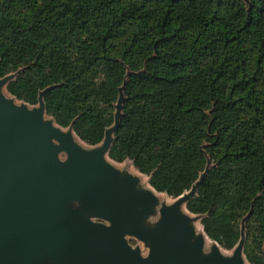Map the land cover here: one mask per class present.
<instances>
[{"label":"trees","instance_id":"trees-1","mask_svg":"<svg viewBox=\"0 0 264 264\" xmlns=\"http://www.w3.org/2000/svg\"><path fill=\"white\" fill-rule=\"evenodd\" d=\"M79 140L185 205L204 233L264 264V0H0V79Z\"/></svg>","mask_w":264,"mask_h":264},{"label":"water","instance_id":"water-1","mask_svg":"<svg viewBox=\"0 0 264 264\" xmlns=\"http://www.w3.org/2000/svg\"><path fill=\"white\" fill-rule=\"evenodd\" d=\"M14 77L0 79V264H246L245 222L251 211L241 221L238 244L224 255L202 226L197 230L185 208L209 162L191 189L171 204H159L157 194L163 193L148 179L149 187L144 185L142 174L112 164L108 152L125 83L113 126L100 144L89 146L72 125L64 129L45 118L46 91L31 108L7 97L3 90ZM128 237L143 243L146 255ZM207 239L212 244L206 251Z\"/></svg>","mask_w":264,"mask_h":264},{"label":"rangeland","instance_id":"rangeland-1","mask_svg":"<svg viewBox=\"0 0 264 264\" xmlns=\"http://www.w3.org/2000/svg\"><path fill=\"white\" fill-rule=\"evenodd\" d=\"M244 2H246L245 0H243ZM3 92H4V94L7 96V97H11L10 95H9V93L8 92H6V90H3ZM17 103H19V101H17ZM32 106L31 105H29V108H31ZM46 119H50V118H52V117H50L49 115H47L46 114V117H45ZM75 139L77 140V141H79L76 137H75ZM83 145V144H82ZM85 146V145H84ZM61 157V159H64V155H61L60 156ZM112 163V162H111ZM114 166H116L119 170H121V171H123V172H128V173H131V174H133V175H139L138 174V172L133 168V166H132V163L130 162V161H128V160H126L125 162H123V163H112ZM140 178H141V182L143 183V184H145L147 187H149L148 186V183H147V178L145 177V176H143V175H140ZM157 196L160 198V200H159V204H161V203H163V202H165L166 204H171L173 201H174V199H172V198H169V197H167V196H165V195H163V194H157ZM191 218H194L195 220H194V222H193V225L195 226V227H197V230H200L201 231V225H200V218L199 217H197V216H195V215H189ZM156 219H157V217H154L151 221H156ZM127 240H128V243L132 246V247H136V246H138V247H140V249H141V252H142V254L143 255H146V253H147V249H146V247L143 245V243H141V242H139V241H137L136 239H134V238H127ZM211 241H209L208 239L206 240V251L209 249V247H210V245L212 244V242L210 243ZM231 252L232 251H225V250H222L221 249V253H223L224 255H230L231 254ZM246 264H248L247 262H246Z\"/></svg>","mask_w":264,"mask_h":264},{"label":"bare ground","instance_id":"bare-ground-1","mask_svg":"<svg viewBox=\"0 0 264 264\" xmlns=\"http://www.w3.org/2000/svg\"><path fill=\"white\" fill-rule=\"evenodd\" d=\"M145 185V184H144ZM198 231H200V230H198Z\"/></svg>","mask_w":264,"mask_h":264}]
</instances>
